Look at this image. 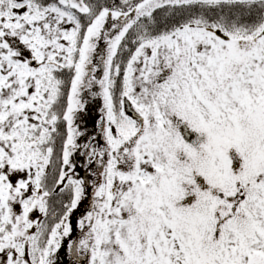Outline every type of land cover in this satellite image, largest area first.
I'll use <instances>...</instances> for the list:
<instances>
[{
	"label": "snow or ice",
	"instance_id": "6c2138e0",
	"mask_svg": "<svg viewBox=\"0 0 264 264\" xmlns=\"http://www.w3.org/2000/svg\"><path fill=\"white\" fill-rule=\"evenodd\" d=\"M0 264H264V0H0Z\"/></svg>",
	"mask_w": 264,
	"mask_h": 264
}]
</instances>
